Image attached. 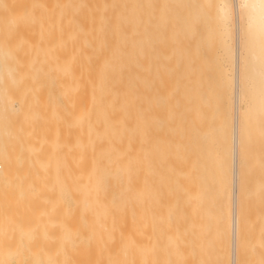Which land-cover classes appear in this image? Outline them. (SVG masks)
<instances>
[{
	"label": "bare ground",
	"instance_id": "1",
	"mask_svg": "<svg viewBox=\"0 0 264 264\" xmlns=\"http://www.w3.org/2000/svg\"><path fill=\"white\" fill-rule=\"evenodd\" d=\"M84 2L75 36L51 43L56 66L84 86L82 170L58 181L30 166L16 170L12 151L3 150L0 235L68 226L99 246L147 248L152 233L180 231L192 233L198 264H238L247 146L251 135L264 137V0ZM16 53L0 38V54ZM12 87L0 69V139L16 129L5 126L16 111ZM33 104L25 111L31 119ZM28 137L40 157L43 138L34 128ZM9 250L0 243V264ZM124 255L118 259L139 260L135 251Z\"/></svg>",
	"mask_w": 264,
	"mask_h": 264
},
{
	"label": "rangeland",
	"instance_id": "2",
	"mask_svg": "<svg viewBox=\"0 0 264 264\" xmlns=\"http://www.w3.org/2000/svg\"><path fill=\"white\" fill-rule=\"evenodd\" d=\"M76 4H78L80 8H76ZM84 4V0L0 1V38L3 39L5 43L11 42L12 44H16L17 48V53L12 58L0 54V69L5 75L8 84L13 86L11 100L16 110L10 114L9 119L5 122V126L9 128L14 126L16 129L12 131V136L0 139V153L5 149L13 152V154L11 152L6 155L9 156L10 154L16 158L13 162L16 170L25 171V167L30 166V169L32 168L34 171L41 170L42 173L51 174L55 180L64 182L73 180L72 176H74L73 174L78 167L82 170L84 164L83 137L85 126V114L83 112L84 86L83 82L79 84L76 82L73 73L71 74V72L67 70H61L56 66L51 43L54 38L63 36L67 32L70 33L69 35L75 36L74 29L77 23H80V26H82ZM31 101H34L32 119L25 115L27 105ZM28 118H30V120H28ZM31 128L38 131L39 136L43 138L44 141L41 145L42 152L40 157H38L39 159L36 158L37 153L33 152L32 148L29 146L30 138L28 134L31 132ZM250 139L252 140L248 146H251H247L248 153H246L248 156L246 155L245 159L246 157L247 159L249 158L247 163L249 162L252 167H249L247 163L246 165L244 159V164L246 166H244L245 172L243 171L245 179L243 177L242 195L245 197L242 196L243 198H241V208L243 207V210H241L242 223L239 234L240 251L238 250V260L241 261V264H246L248 261L250 262H248L249 264H264V259H261L262 256L259 255L260 253L264 254L262 250L264 249V214H262L264 213V199H262L264 198V188L261 189V182H259L264 180V137L259 133L258 135L255 133L251 135ZM258 147H260V149ZM258 152L261 153L263 157L262 162L261 159H259L261 155H259ZM250 153L251 156L249 155ZM255 155L257 156L255 157ZM252 156L254 157L252 158ZM0 163H2L3 166L5 165V163L1 161ZM259 176L260 179L258 178ZM246 196L248 199H246ZM255 200L257 201L255 202ZM245 201L246 204H244ZM249 206V210H251L253 213H251V215L253 216H250V212L246 211ZM254 207H257L256 211ZM242 212H244L243 215ZM250 222L251 224H249ZM254 222L256 224H254ZM246 225L248 226L247 228L244 227ZM256 225L258 227H256ZM58 227H51L50 229H52V231L48 228H45L46 230L42 229L41 231L39 229L41 233H43V231L45 232L41 234L40 238H38L40 236L39 231H37L38 233L30 234V236L29 234L26 236L24 233L26 238L23 237V232L21 233L19 231L18 236H15L17 239L13 238L17 230L8 229V232L6 230L5 232L3 231L0 235L2 236L0 239L2 238L3 240H0V243L6 244L7 242L9 249L11 248V250H9L11 252L10 257L5 264H198L199 261L197 248L196 245H194V238L186 237L192 233L180 231L169 232V235L168 233H152L155 237L151 238V242L149 241L147 243L144 241L146 244L145 247L147 248H143L144 246L140 243L139 244L143 247L138 245L139 247L136 246L135 248H120L117 246L114 248V245L108 247V245L101 246L100 244L99 246V244L93 242H91L93 243L91 247V243L84 238V235L87 233L85 234L82 231L76 234L71 233V235L68 226L67 228L66 226H64L65 228L63 226L61 227V229L64 228V231L59 230L60 227ZM47 229L48 232L50 231L48 233L50 236H47ZM161 234L165 235L163 239L158 238ZM56 235H60V239L56 237ZM35 236L38 240L40 239L39 242L36 241ZM74 236L78 238L77 241L73 238ZM6 237H8V239ZM62 237L65 239H63L64 242ZM251 237L252 239H250ZM34 238L35 242H38L37 244L33 242ZM25 239L28 241L26 242ZM57 239H59L60 244H58L59 241ZM16 240L20 247H22L21 250L20 247H17ZM46 240L51 242L50 246L49 242H47L48 244L46 243ZM10 241H14L13 244ZM53 241L55 242L53 243ZM28 242H30V245H36L27 249L30 247L28 246ZM10 243L12 245H9ZM46 244L49 247H46ZM33 247L34 250L32 249ZM50 247L51 249H49ZM257 248L261 249L263 252L257 250ZM24 249L26 252L23 253ZM32 250L35 252L36 257H34L35 255L33 256ZM126 251H135L136 257L139 258L138 262L136 263L137 259H135V262L121 260L122 257L124 259L129 257L124 255ZM16 252L17 255L14 254ZM47 252H49V254ZM113 253L115 255H113ZM245 253L247 259L243 256ZM252 256H254V258ZM186 257L187 259L191 257L192 259H188L191 261H183V258L185 259ZM19 258L21 261H19ZM259 260H261V263ZM239 261L238 264H240Z\"/></svg>",
	"mask_w": 264,
	"mask_h": 264
}]
</instances>
